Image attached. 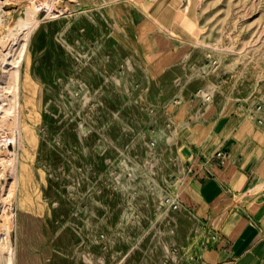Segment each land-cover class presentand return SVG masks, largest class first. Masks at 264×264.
Masks as SVG:
<instances>
[{
	"label": "rangeland",
	"instance_id": "obj_1",
	"mask_svg": "<svg viewBox=\"0 0 264 264\" xmlns=\"http://www.w3.org/2000/svg\"><path fill=\"white\" fill-rule=\"evenodd\" d=\"M50 1L27 29L31 0H0V104L18 67L20 117L15 143L0 129V264H201L181 139L264 122V0Z\"/></svg>",
	"mask_w": 264,
	"mask_h": 264
},
{
	"label": "crops",
	"instance_id": "obj_2",
	"mask_svg": "<svg viewBox=\"0 0 264 264\" xmlns=\"http://www.w3.org/2000/svg\"><path fill=\"white\" fill-rule=\"evenodd\" d=\"M181 141L184 200L202 222L201 264H264V122L203 118Z\"/></svg>",
	"mask_w": 264,
	"mask_h": 264
},
{
	"label": "bare ground",
	"instance_id": "obj_3",
	"mask_svg": "<svg viewBox=\"0 0 264 264\" xmlns=\"http://www.w3.org/2000/svg\"><path fill=\"white\" fill-rule=\"evenodd\" d=\"M43 7H47L49 15H55L56 13L60 12L59 9H57L56 7H54L51 4L50 0H31V4L28 6V8L26 7L27 8L26 15L19 19L16 27L18 28L20 26V28L26 27L28 29L32 24H34V22L36 20H38L39 13ZM1 23H2V21H0V24ZM15 35H16V33H15ZM26 35L27 34L25 33L24 36H26ZM9 60H10L9 58L5 57L4 60L0 62V66H3L5 68L9 62ZM13 62L16 63L17 61H15L13 59ZM17 70H18V67L15 69V74L13 73L15 83L14 82L11 83V85L12 84L13 85L12 86L10 85L8 88L2 86V87H4L3 89H6V92L10 91L12 93L11 102H9L8 105L0 104V110H1L0 129L4 132L3 133L1 131L3 134L11 133L10 138L8 136H6L7 134L4 135V136L8 137L5 140L9 141V144H11V143L13 144L16 141V136H17V132H16L17 130L16 129L18 127V121L20 118L19 112H18V97H17L18 86L16 84V77H17L16 71ZM17 80H18V78H17ZM0 96H2V94H0ZM11 119H12V121H11ZM0 142H3L2 139H0ZM3 150H4V147H3ZM6 152L9 155L8 156L9 158H7V157L3 158V159L1 158L0 159L1 165H3L4 167H7V165L8 166L14 165L16 153L12 152L11 149H7V148H6ZM2 157H3V155H2ZM9 207H10V199L8 200V208ZM5 213L6 214H5L4 218H5L6 225H5L4 231L0 233V260H2V258H7V260L8 259L13 260L14 256H13L12 244L10 242V231L14 227L15 222H14V217H13L12 211L10 212L9 210H5Z\"/></svg>",
	"mask_w": 264,
	"mask_h": 264
},
{
	"label": "built area",
	"instance_id": "obj_4",
	"mask_svg": "<svg viewBox=\"0 0 264 264\" xmlns=\"http://www.w3.org/2000/svg\"><path fill=\"white\" fill-rule=\"evenodd\" d=\"M216 157L218 158L220 163H224L228 157V152L225 150H220L216 153ZM165 200L166 203L173 208H178L180 205V200L178 195L167 196Z\"/></svg>",
	"mask_w": 264,
	"mask_h": 264
}]
</instances>
